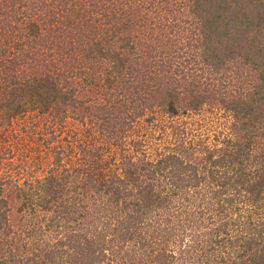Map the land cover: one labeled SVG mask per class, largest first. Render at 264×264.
Listing matches in <instances>:
<instances>
[{
  "label": "trees",
  "instance_id": "1",
  "mask_svg": "<svg viewBox=\"0 0 264 264\" xmlns=\"http://www.w3.org/2000/svg\"><path fill=\"white\" fill-rule=\"evenodd\" d=\"M74 75L102 90L99 135L208 100L231 131L205 152L149 158L141 135L118 160L105 146L74 166L56 156L17 187L16 225L0 188V264H264V0H0V126L63 123L83 103Z\"/></svg>",
  "mask_w": 264,
  "mask_h": 264
},
{
  "label": "rangeland",
  "instance_id": "2",
  "mask_svg": "<svg viewBox=\"0 0 264 264\" xmlns=\"http://www.w3.org/2000/svg\"><path fill=\"white\" fill-rule=\"evenodd\" d=\"M88 66L85 64V69H88ZM101 70L102 67L99 65L92 67V71L97 73ZM248 72L245 69L244 74L241 72L237 77H233L231 86L233 96L240 95L249 87ZM81 75L82 72L80 77L83 78ZM73 77L78 87L76 97L83 103L66 111L63 123L59 121L58 116L30 112L9 124L0 126V188L9 201L10 219L13 225L26 221L25 216L17 211V187L24 180L31 181L44 176L55 164L56 156L61 159L59 163L64 161L65 164L74 166L82 162L85 150L105 146L109 148L102 153L105 159L118 160L122 154L130 153V140L137 139L141 135H145L141 144L149 158L156 157L165 149L173 150L191 144L198 147L199 152H205L207 148L219 145L223 136L229 135L231 131L232 114L225 111L217 101L208 100L197 111L186 109L182 102V111L185 109L186 111L175 116L165 115L163 120L159 121L160 124H156L158 127L147 125L143 121L148 114H151L148 113L149 110H145L148 114L144 117L136 118L131 123L127 122L128 124L124 120L126 132L116 129L112 138H108L106 133L99 135L96 131L100 123L98 116L100 113L97 108L105 102V98L101 95L102 90L98 87L84 86V82L80 83L78 77L75 75ZM203 81L204 78H201L200 82ZM145 84L147 91L151 92L152 83ZM215 88H219V85ZM153 92L156 95L154 88ZM153 109H156V106ZM113 122L111 120V124ZM160 127L164 129L159 130ZM120 133L124 134L118 136ZM114 142L121 146L117 147ZM71 149L74 151L77 149V152H72Z\"/></svg>",
  "mask_w": 264,
  "mask_h": 264
}]
</instances>
